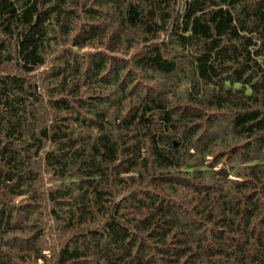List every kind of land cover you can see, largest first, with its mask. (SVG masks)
Masks as SVG:
<instances>
[{"label":"trees","instance_id":"1","mask_svg":"<svg viewBox=\"0 0 264 264\" xmlns=\"http://www.w3.org/2000/svg\"><path fill=\"white\" fill-rule=\"evenodd\" d=\"M39 263L264 264V0H0V264Z\"/></svg>","mask_w":264,"mask_h":264},{"label":"rangeland","instance_id":"2","mask_svg":"<svg viewBox=\"0 0 264 264\" xmlns=\"http://www.w3.org/2000/svg\"><path fill=\"white\" fill-rule=\"evenodd\" d=\"M46 254V253H45ZM39 264H41V263H39Z\"/></svg>","mask_w":264,"mask_h":264}]
</instances>
